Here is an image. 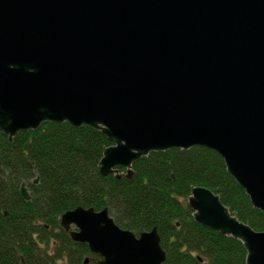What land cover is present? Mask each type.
I'll list each match as a JSON object with an SVG mask.
<instances>
[{"label": "water", "instance_id": "obj_1", "mask_svg": "<svg viewBox=\"0 0 264 264\" xmlns=\"http://www.w3.org/2000/svg\"><path fill=\"white\" fill-rule=\"evenodd\" d=\"M44 123L110 140L104 178H131L152 152L213 150L264 213V0H0V131L12 142ZM187 204L198 226L243 245L245 264H264V232L219 196L192 187ZM60 226L98 264L166 259L156 228L136 238L107 209L77 207Z\"/></svg>", "mask_w": 264, "mask_h": 264}, {"label": "trees", "instance_id": "obj_2", "mask_svg": "<svg viewBox=\"0 0 264 264\" xmlns=\"http://www.w3.org/2000/svg\"><path fill=\"white\" fill-rule=\"evenodd\" d=\"M111 145L100 132L68 123H44L12 142L0 131V264H83L86 258L98 264L100 257L60 226L62 214L77 207L107 209L120 229L137 236L156 228L162 264H245L242 244L198 226L187 206L191 188L205 187L238 220L264 231V213L252 208L219 154L173 148L133 163L129 179L122 168L119 179L104 178L98 163Z\"/></svg>", "mask_w": 264, "mask_h": 264}, {"label": "bare ground", "instance_id": "obj_3", "mask_svg": "<svg viewBox=\"0 0 264 264\" xmlns=\"http://www.w3.org/2000/svg\"><path fill=\"white\" fill-rule=\"evenodd\" d=\"M112 145H113V143H112ZM111 145V146H112ZM110 147V146H109ZM105 148H108V147H105ZM152 153H154V152H152ZM144 158V157H143ZM140 160V159H139ZM138 161V160H137ZM135 163V162H134ZM133 166V165H132ZM225 166V165H224ZM226 169V168H225ZM119 175L121 176V174L119 173ZM125 175H126V171H125ZM110 176H114L116 179H119V178H117V175H115V174H113V175H110ZM132 177V176H131ZM129 179V178H128ZM36 180V179H35ZM37 183V182H36ZM236 183V182H235ZM237 184V183H236ZM25 186V185H24ZM21 187V186H20ZM26 187V186H25ZM196 187H201V186H196ZM240 187V186H239ZM205 188V187H204ZM241 188V187H240ZM242 189V188H241ZM27 190V189H26ZM243 190V189H242ZM211 191V190H210ZM244 191V190H243ZM28 192V191H27ZM212 192V191H211ZM244 193H245V191H244ZM29 194V193H28ZM216 195V194H215ZM245 195H246V193H245ZM30 196V195H29ZM190 196V195H189ZM218 196V195H217ZM247 196V195H246ZM21 198H22V196H21ZM247 198L249 199V197L247 196ZM23 199V198H22ZM188 199V198H187ZM24 200V199H23ZM24 201H26V200H24ZM28 201V200H27ZM249 202H250V199H249ZM250 204H251V202H250ZM187 206H188V204H187ZM251 206H252V204H251ZM189 207V206H188ZM226 207V206H225ZM252 208L253 209H255L253 206H252ZM75 209V208H74ZM73 209V210H74ZM190 209V208H189ZM104 210V209H103ZM191 210V209H190ZM229 210V209H228ZM255 210H257V209H255ZM95 211V210H94ZM100 211H102V210H100ZM100 211H96V212H100ZM108 211V210H107ZM230 211V210H229ZM257 211H259V210H257ZM191 212H192V215H193V211L191 210ZM259 212H261V211H259ZM231 213V212H230ZM261 213H263V212H261ZM232 215H235V214H233V213H231ZM236 216V215H235ZM108 217L110 218V219H112L113 220V218L112 217H110V215H109V213H108ZM236 218H237V216H236ZM238 219V218H237ZM240 221V220H239ZM113 222H114V220H113ZM241 222V221H240ZM243 223V222H242ZM245 224V223H244ZM116 225V224H115ZM247 225V224H246ZM249 226V225H248ZM250 227V226H249ZM251 228V227H250ZM252 229V228H251ZM253 230V229H252ZM127 231V230H126ZM255 231V230H254ZM149 232V231H148ZM257 232V231H256ZM262 232H264V231H262ZM142 233H144V232H142ZM141 233V234H142ZM158 234V233H157ZM140 235V234H139ZM139 235L137 236V235H135L134 234V236L136 237V238H138L139 237ZM232 238V237H231ZM160 239V238H159ZM235 240V239H234ZM161 241V240H160ZM237 241V240H236ZM86 246H87V244H85ZM243 246V245H242ZM95 255H97V254H95ZM99 256V255H98ZM100 257V256H99ZM100 260H101V258H100ZM166 260V259H165ZM165 262V261H164Z\"/></svg>", "mask_w": 264, "mask_h": 264}, {"label": "rangeland", "instance_id": "obj_4", "mask_svg": "<svg viewBox=\"0 0 264 264\" xmlns=\"http://www.w3.org/2000/svg\"><path fill=\"white\" fill-rule=\"evenodd\" d=\"M121 174V173H120ZM86 259H88V258H86ZM88 261H89V259H88Z\"/></svg>", "mask_w": 264, "mask_h": 264}]
</instances>
